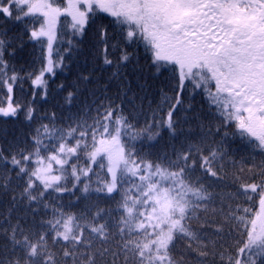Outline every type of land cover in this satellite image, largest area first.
<instances>
[{"label":"snow or ice","instance_id":"1","mask_svg":"<svg viewBox=\"0 0 264 264\" xmlns=\"http://www.w3.org/2000/svg\"><path fill=\"white\" fill-rule=\"evenodd\" d=\"M101 14L110 18L113 36L118 37L113 49L125 44L117 67L136 55L127 46L142 47L150 66L169 74L174 96L164 95L163 102L175 103L166 118L153 115L142 126L125 114L122 104L110 102L101 106L103 112L97 109L91 124L77 120L66 130L56 128L53 113L49 124L35 129L34 149L10 158L19 169L17 177H27L22 198L48 208L46 194L72 192L83 184L79 188L83 194L119 191L122 214L112 225L114 231L107 223H94L105 212L95 201L89 205L96 208L91 220L84 213L53 208V218L46 221L49 227L41 232L26 228L20 220L15 224L7 220L8 226L0 227L6 240L0 246V264H121V259L123 264H184L183 257L174 256L179 240L196 253V264H208L210 256L218 257L219 264H264V161L255 171L248 168V182L240 183L227 201L211 190L214 180L209 179H223L222 162L231 159L230 145L237 139L253 152L264 153V0H0V18L21 23L31 18V25L25 24L29 39L41 45L42 38L47 41V63L34 77L28 74L34 95L42 88L46 97L45 73L54 75L63 63V56L52 59L54 42L66 34L63 29H70L73 37L83 35ZM98 32L105 44L104 63L112 64L107 55L108 25H100ZM4 35L0 34V87L7 88L9 103L0 106V116L14 117L20 106L13 105L11 93L23 77L14 70L8 75L5 54L11 43ZM67 43L65 51L70 53L73 40ZM188 89L199 90L209 110L215 109V128L209 123L202 143L189 144L171 157L165 154L154 160L150 153L142 155L137 142L157 141L164 130L171 136L181 132V122L174 116ZM74 95L68 92L66 101L71 103ZM33 115L29 107L26 119ZM209 136L220 139L209 145ZM6 159L0 151V160ZM29 162L35 166L29 168ZM90 173L97 177L95 189ZM0 179L7 192L11 178ZM241 179L235 176V181ZM12 199L16 201L15 196ZM209 227L216 239L204 232ZM229 238L234 244L226 242ZM61 240L66 243L57 252ZM111 241L114 245L106 246Z\"/></svg>","mask_w":264,"mask_h":264},{"label":"trees","instance_id":"2","mask_svg":"<svg viewBox=\"0 0 264 264\" xmlns=\"http://www.w3.org/2000/svg\"><path fill=\"white\" fill-rule=\"evenodd\" d=\"M109 20L110 18L101 14V18H98L95 24H91L83 35L75 37L71 36L70 29H63L66 34L62 40L54 43L52 53L53 60L58 61L63 56V63L54 69V75L45 76V79L48 80L45 97L42 88L35 89L36 95H34V88L28 76L31 73L34 77L46 63L45 41L41 45L29 39V33L25 31V24L31 25V18H28L24 23L0 18V34L6 33L3 38L11 43V47L5 54L8 75L11 76L14 70L18 76L23 77V80L17 81L13 86L11 93L13 105L20 106L17 115L14 117L0 116V151H3L7 157L6 160H0V177L11 178L7 192H4L0 187V227H7V220H11L13 224L20 220L26 228L33 227V230L37 232L45 231L49 227L46 221L53 218V208H59L65 213L75 215L84 213L91 220L96 208L89 207V205L95 201L100 208L105 209V212L97 217L94 223H107L109 229L114 231L112 225L119 220L122 214V209L118 207L121 201L119 191L111 195L96 193L94 190L83 194L79 191L83 184H78V187L72 192L52 193V196L56 197L54 200L52 196L46 194L45 199L49 203V207L45 208L42 203L29 202L26 198L21 197L20 193L23 191L27 177H17L16 173L19 169L10 163L12 154L24 149L28 151L34 149L32 137L35 129L42 124H49L53 113H55V127L65 130L70 124L74 125L77 120H86L91 124L97 115V109L99 108L103 112L104 108L101 106H107L110 102L113 103V106L122 104L125 114L134 116L133 122L138 121L141 126L146 121H150L153 115L158 120L162 117L166 118L170 104L175 103L174 99L163 102L164 95L174 96L168 72L162 69V74L157 73L156 69L150 66V57H146L143 48L136 49L134 46H127V51L135 52L136 55L129 62L117 67L125 44L120 42L119 47L113 49L112 46L117 43L118 37L113 36V28L109 24ZM102 24L108 25L110 39L107 43V55L113 61L112 64L104 63L105 44L100 41L98 32V28ZM68 39L73 40L70 53L65 51L69 47ZM57 50L59 55H57ZM60 85L64 86L63 89L60 88ZM70 91L75 95L72 102L68 103L66 97ZM8 98L7 88L0 87V101L3 102L1 106L9 103ZM182 99L183 103L178 106L174 116V119H179L181 122V132L176 136H171L167 130H164L157 141L144 142L143 144L137 142V147L141 149L142 155L150 153L154 160L165 154L171 157L174 152L186 151L189 144L202 143L209 123L212 124L213 129L215 128L218 122L215 109L209 110V105L199 90L196 93H192L191 89L185 90ZM189 105H191L190 108ZM29 107L33 109L34 113L31 120L26 119ZM201 123L205 125L203 130L200 127ZM219 139V136H209L206 143L210 145L213 140ZM229 139L231 140V138ZM44 143H48L46 138ZM230 151L231 159L226 158L222 162L224 171L221 176L223 179L209 178L214 180L211 190L219 196L225 197L226 201L230 199L228 194L236 192L240 183L248 182L250 176L248 168H253L255 171L264 161V153L259 150L253 152L245 145L239 144L238 139L231 143ZM25 154L27 153L25 152ZM43 155H47V153H43ZM233 161L237 162L235 167H233ZM80 163L83 165V160ZM34 166L29 162V168ZM219 166L218 164L217 167ZM93 167L99 171L98 166L93 165ZM240 168H244V172H240ZM196 174H200L198 164ZM89 175L92 176V188L95 189L97 177L93 173ZM236 175L242 177L241 181H235ZM69 180H71L70 175ZM2 184L3 180L0 179V185ZM36 184L39 185V181H36ZM71 186V183H68V187L71 188ZM13 196L16 197L15 202L12 199ZM219 196L216 205H214L216 207L220 203ZM10 209L11 211H9ZM109 211L111 217L108 216ZM203 215L201 213L202 218ZM213 231L214 229L210 227L204 229L208 238L216 239L212 235ZM49 241H51V237H49ZM5 242V238L0 236V246ZM224 242L219 241V243ZM226 242L229 245L234 244V238H229ZM65 243L61 240L55 250L62 252L61 245ZM114 243L115 241H111L106 246L111 247ZM97 246L99 245L97 244ZM174 256L177 259L183 257L184 264H196L197 261L196 253L187 249L183 240L176 242ZM121 264H123L122 259ZM208 264H219L218 257L214 260L210 256Z\"/></svg>","mask_w":264,"mask_h":264}]
</instances>
